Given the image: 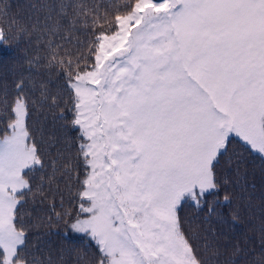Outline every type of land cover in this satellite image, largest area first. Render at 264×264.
I'll use <instances>...</instances> for the list:
<instances>
[{
	"label": "snow or ice",
	"instance_id": "1",
	"mask_svg": "<svg viewBox=\"0 0 264 264\" xmlns=\"http://www.w3.org/2000/svg\"><path fill=\"white\" fill-rule=\"evenodd\" d=\"M107 23L89 49L90 69L60 61L85 169L69 227L95 241L94 264H201L181 228L182 200L198 204L217 189L232 134L264 154V0H126ZM15 87L23 92V82ZM0 110L9 117L0 264H28L18 205L31 191L23 173L43 164L27 98L9 101L5 90Z\"/></svg>",
	"mask_w": 264,
	"mask_h": 264
},
{
	"label": "trees",
	"instance_id": "2",
	"mask_svg": "<svg viewBox=\"0 0 264 264\" xmlns=\"http://www.w3.org/2000/svg\"><path fill=\"white\" fill-rule=\"evenodd\" d=\"M125 2L0 0L7 5L0 11V99L5 90L9 101L27 98L26 125L43 164L23 173L31 191L24 190L18 205L28 264H94L99 256L95 241L69 227L79 212L85 169L80 132L72 124L70 70L60 61L71 58L73 68L90 69L94 37ZM20 82L22 93L15 87ZM8 119L0 110V136ZM227 147L215 168L217 189L198 204L191 197L182 200L181 228L201 264H264V157L235 134Z\"/></svg>",
	"mask_w": 264,
	"mask_h": 264
},
{
	"label": "rangeland",
	"instance_id": "3",
	"mask_svg": "<svg viewBox=\"0 0 264 264\" xmlns=\"http://www.w3.org/2000/svg\"><path fill=\"white\" fill-rule=\"evenodd\" d=\"M0 38H2V37H0ZM258 152V151H257ZM261 154V153H260ZM263 157H264V154H261Z\"/></svg>",
	"mask_w": 264,
	"mask_h": 264
}]
</instances>
